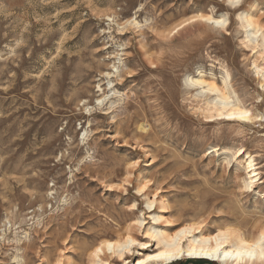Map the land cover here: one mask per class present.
Masks as SVG:
<instances>
[{
  "label": "rangeland",
  "instance_id": "1",
  "mask_svg": "<svg viewBox=\"0 0 264 264\" xmlns=\"http://www.w3.org/2000/svg\"><path fill=\"white\" fill-rule=\"evenodd\" d=\"M256 4L264 30V0H0V264H89L129 233L151 243L134 247L133 264L157 247L151 227L257 234L264 122L208 123L191 86L201 72L221 86L228 73L264 117L252 69L261 50L238 19ZM209 15L227 29L200 19ZM247 155L260 174L249 193Z\"/></svg>",
  "mask_w": 264,
  "mask_h": 264
},
{
  "label": "bare ground",
  "instance_id": "2",
  "mask_svg": "<svg viewBox=\"0 0 264 264\" xmlns=\"http://www.w3.org/2000/svg\"><path fill=\"white\" fill-rule=\"evenodd\" d=\"M242 1L228 0V3L233 9H236L241 5ZM257 10L258 4L253 6L251 13H242L238 16V19L241 21L245 31L246 44L249 47L252 46L253 50L260 49L261 60L264 62V30L252 17V13L257 12ZM200 19L223 31L228 27L227 20L216 19L211 15L201 17ZM183 27L184 25L178 28L175 33ZM253 65L252 69L259 81L260 90L264 93V66H258L254 62ZM206 77L208 75L205 73H199L197 79L191 80V86L202 90L197 94V97L206 100V107L201 109V112L208 123H239L245 126H252L264 122L263 116L255 117L250 109L241 104L228 73L223 77L221 86L215 81L205 80L204 78ZM211 78L216 79L217 77L212 75ZM211 151V153L219 152V150H216V147ZM244 154L243 150H238L234 154V159L238 160ZM246 162L245 170L250 177L249 181L244 183L243 190L245 193H249L259 186L260 174L258 173L259 168L253 156L247 155ZM144 192V190L138 191L140 195ZM260 197L264 200V194H261ZM147 206L148 213L155 211V202L148 201ZM198 216L196 215L195 218ZM152 220L156 224L162 218L152 216ZM143 222L145 223V221L136 222L135 226L140 231L145 229ZM175 225V223L171 222L169 227L173 228ZM256 226L258 232L257 234H252L251 237H246L231 228H225L226 230H219L217 233L212 234V231L204 222L188 223L174 233L156 230L153 227L148 229L146 227L145 240L148 239L155 242L157 247L154 251L150 250L147 254L138 252L139 257H135L136 261L133 264H174L182 260L210 261L216 264H264V221H260V224ZM150 244L149 242H138L129 233L121 241H106L98 246L92 252L89 264H111L112 261L120 264H130L129 257L132 256L134 247L139 245L140 251H144L150 248Z\"/></svg>",
  "mask_w": 264,
  "mask_h": 264
},
{
  "label": "water",
  "instance_id": "3",
  "mask_svg": "<svg viewBox=\"0 0 264 264\" xmlns=\"http://www.w3.org/2000/svg\"><path fill=\"white\" fill-rule=\"evenodd\" d=\"M183 264H215V263L210 261L187 260Z\"/></svg>",
  "mask_w": 264,
  "mask_h": 264
}]
</instances>
